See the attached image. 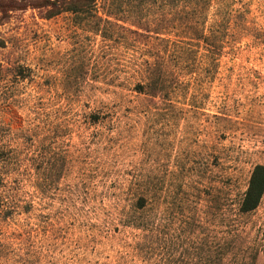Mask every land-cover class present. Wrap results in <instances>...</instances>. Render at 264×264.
I'll return each instance as SVG.
<instances>
[{
    "label": "rangeland",
    "instance_id": "374dc122",
    "mask_svg": "<svg viewBox=\"0 0 264 264\" xmlns=\"http://www.w3.org/2000/svg\"><path fill=\"white\" fill-rule=\"evenodd\" d=\"M32 1L0 0V262L232 264V226L261 247L264 196L237 209L264 166V0ZM158 74L168 94L136 91Z\"/></svg>",
    "mask_w": 264,
    "mask_h": 264
},
{
    "label": "trees",
    "instance_id": "16d2710c",
    "mask_svg": "<svg viewBox=\"0 0 264 264\" xmlns=\"http://www.w3.org/2000/svg\"><path fill=\"white\" fill-rule=\"evenodd\" d=\"M96 0H36L32 1L33 8L46 9L45 18L52 19L65 12L76 15H88L95 8ZM167 77L160 74L152 76L146 84L136 86L140 94H157L167 92L171 88ZM264 196V166L258 165L254 168L247 189L239 203L238 217L248 215L258 209ZM241 238L240 231L235 226L230 227L226 239V252L232 255V264H257L259 256L264 255V243L257 249H238ZM264 242V241H263ZM224 255V253H223Z\"/></svg>",
    "mask_w": 264,
    "mask_h": 264
},
{
    "label": "crops",
    "instance_id": "0c3cea01",
    "mask_svg": "<svg viewBox=\"0 0 264 264\" xmlns=\"http://www.w3.org/2000/svg\"><path fill=\"white\" fill-rule=\"evenodd\" d=\"M0 264H4V263H1V262H0Z\"/></svg>",
    "mask_w": 264,
    "mask_h": 264
}]
</instances>
